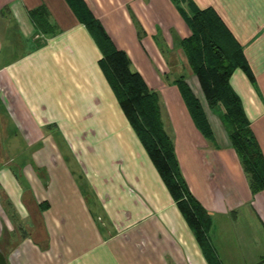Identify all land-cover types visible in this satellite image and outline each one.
<instances>
[{"label": "crops", "instance_id": "0c3cea01", "mask_svg": "<svg viewBox=\"0 0 264 264\" xmlns=\"http://www.w3.org/2000/svg\"><path fill=\"white\" fill-rule=\"evenodd\" d=\"M115 49L157 93L181 176L210 218L220 264L264 260V190L252 195L217 112L208 109L170 0H82ZM242 49L239 98L264 160V0H190ZM43 7L52 34L29 12ZM133 20L140 29V35ZM101 54L64 0H0V253L5 264H208L124 117ZM182 78L212 133L195 128ZM170 134H168L169 132ZM242 227L239 237L233 231Z\"/></svg>", "mask_w": 264, "mask_h": 264}, {"label": "trees", "instance_id": "16d2710c", "mask_svg": "<svg viewBox=\"0 0 264 264\" xmlns=\"http://www.w3.org/2000/svg\"><path fill=\"white\" fill-rule=\"evenodd\" d=\"M76 20L88 31L100 51L98 66L124 117L182 213L208 264H220L210 242V218L191 196L181 176L172 141L163 128L157 93L150 91L141 76L132 70L127 56L114 48L98 21L82 0H64ZM178 9L190 36L180 42L187 66L197 79L204 101L217 112L231 148L246 176L250 193L264 190V160L250 131L240 100L229 85V78L240 70L249 81L252 76L242 49L218 16L210 9L199 10L190 0H170ZM36 31L52 34L43 7L29 12ZM138 35L140 29L133 20ZM174 86L198 132L212 141V133L198 100L182 78ZM258 264H264L261 260Z\"/></svg>", "mask_w": 264, "mask_h": 264}, {"label": "rangeland", "instance_id": "374dc122", "mask_svg": "<svg viewBox=\"0 0 264 264\" xmlns=\"http://www.w3.org/2000/svg\"><path fill=\"white\" fill-rule=\"evenodd\" d=\"M162 120L166 123V116H164V114L162 116ZM168 134H170V132ZM240 230H242V227L239 228V226H238L237 231L236 232L233 231L232 235H234V236L237 235V237H239L240 232H238V231H240Z\"/></svg>", "mask_w": 264, "mask_h": 264}, {"label": "water", "instance_id": "95a60500", "mask_svg": "<svg viewBox=\"0 0 264 264\" xmlns=\"http://www.w3.org/2000/svg\"><path fill=\"white\" fill-rule=\"evenodd\" d=\"M0 264H5V261H4L2 255H1V253H0Z\"/></svg>", "mask_w": 264, "mask_h": 264}]
</instances>
